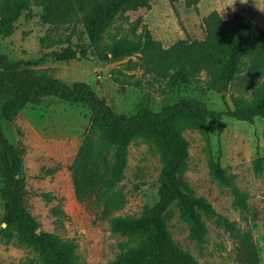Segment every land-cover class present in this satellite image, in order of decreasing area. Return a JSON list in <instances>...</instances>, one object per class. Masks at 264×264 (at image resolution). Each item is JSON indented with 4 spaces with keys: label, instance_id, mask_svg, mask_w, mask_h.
<instances>
[{
    "label": "trees",
    "instance_id": "1",
    "mask_svg": "<svg viewBox=\"0 0 264 264\" xmlns=\"http://www.w3.org/2000/svg\"><path fill=\"white\" fill-rule=\"evenodd\" d=\"M150 0H0V37L16 30L20 17L33 16V6L41 8L40 19L50 30L71 29L63 38L46 32L39 36L42 49L34 60H11L0 52V119L13 121L29 103H40L44 97H56L91 109V117L77 151L69 165L75 196L78 200L94 198L104 215L122 205V195L115 190L124 177L130 144L141 139L153 146L161 163L158 174L159 200L139 214L114 215L108 218L111 232L121 237L119 251L111 264H200L172 238L169 210L175 204L178 215L189 228V236L203 242L205 216L212 214L211 204L202 196L183 189L181 174L188 159L189 141L184 131L197 130L209 146L208 121L222 116L252 122L264 118V28L251 19L234 14L223 19L214 13L206 20L205 36L187 41L179 39L168 47L156 40L146 26L133 36L104 35L124 10L149 7ZM138 17L134 22L137 27ZM77 25L86 35L100 61H124L127 69L138 66L166 79L168 87H183L200 73L207 87L227 91L242 75V92L231 97L232 106L213 110L199 99L179 97L158 111L141 108L135 114L115 112L105 99L86 82L67 84L52 76L46 68L37 67L47 57L69 60L77 56L71 37ZM67 43V46H61ZM58 46H61L60 48ZM84 55V50H79ZM137 55L136 59L132 55ZM247 96H246V94ZM264 156L256 160L262 169ZM0 164L2 184L0 199L4 213L0 226L2 237L31 248L40 264H77L76 243L52 231H36L34 218L24 206V178L17 148L6 138L0 124ZM209 173L214 180L230 189L238 206L245 207V197L234 184L232 175L210 158ZM225 226H233L223 219ZM251 234L240 236L237 261L260 264ZM0 264H6L0 262Z\"/></svg>",
    "mask_w": 264,
    "mask_h": 264
},
{
    "label": "rangeland",
    "instance_id": "2",
    "mask_svg": "<svg viewBox=\"0 0 264 264\" xmlns=\"http://www.w3.org/2000/svg\"><path fill=\"white\" fill-rule=\"evenodd\" d=\"M32 12L31 18L18 19L11 36L0 37V52L11 60H34L42 51H48L40 47L38 38L49 32L50 27L40 19V7L33 6ZM214 13L223 19L239 14L264 28V0H150L149 7L124 10L107 29L104 39L108 41L113 35L133 36L144 25L164 47L179 39L199 40L205 36L206 20ZM138 17L141 22L134 27ZM70 30L58 27L50 32L64 38ZM71 46L77 50L75 58L58 61L47 57L37 67L46 68L67 84L88 83L117 113L132 115L141 108L158 111L179 97L199 99L209 109L225 110L226 103L232 106L231 97L242 92L241 77L245 69L227 91L209 89L204 73L183 87H168L166 79L140 66L127 69L126 59L98 60L79 25L71 37ZM79 50H84V55ZM132 58L136 59L137 55ZM90 117L88 106L49 96L40 103L27 104L11 122L0 119V124L21 158L23 202L36 222V231H52L63 239H72L76 243L77 264H111L119 251L121 237L111 232L108 218L139 214L143 208L158 202L161 163L153 146L137 139L129 146L124 177L115 188L122 195L121 207L104 215L93 197L78 200L69 165ZM208 127L209 146L197 130L184 131L189 150L187 165L181 174L183 189L206 198L211 204L212 214L204 217L205 240L197 242L190 238L189 228L180 219L175 204L169 210L172 238L200 264H240L237 261L240 236L249 232L260 264H264V160L262 169H256L257 158L264 156V118L255 117L252 122H246L222 116L209 119ZM210 158L232 175L234 184L245 197V207L238 206L230 189L212 178L208 167ZM1 168L0 164V186ZM3 213L0 199V226L5 225ZM223 219L231 223L233 231L225 226ZM0 262L40 264L31 248L14 239L7 241L1 232Z\"/></svg>",
    "mask_w": 264,
    "mask_h": 264
}]
</instances>
